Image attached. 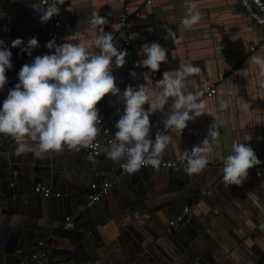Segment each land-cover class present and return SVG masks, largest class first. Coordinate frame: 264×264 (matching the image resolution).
I'll return each mask as SVG.
<instances>
[{"label": "crops", "instance_id": "1", "mask_svg": "<svg viewBox=\"0 0 264 264\" xmlns=\"http://www.w3.org/2000/svg\"><path fill=\"white\" fill-rule=\"evenodd\" d=\"M73 2L83 5L86 0H73ZM88 2L93 7L92 13L107 17L108 23L103 26L104 30L111 32L114 43H118L120 48H126L129 54L123 35L124 30L118 22L120 1L88 0ZM35 3L38 1L0 0V39L4 40L11 50L13 65L12 68L6 69L7 83L3 90H0V107L8 91L19 82L18 73L21 67L26 63L31 64L36 56L46 53V23L41 22L40 13L31 7ZM138 6V3L137 5L134 3L133 8ZM190 7L193 11H199L201 18L198 23L186 28L182 21L188 16ZM89 10L85 11L84 17L77 21L66 19V14L63 11L59 12L62 21V43L66 41L74 44L94 43L95 37L86 30L92 16V13L88 15ZM148 10H155L158 13L160 25L167 20L170 25L166 29L156 27L152 29L148 19L136 16L132 20V17H129L128 25L130 22L132 26H129L137 37L136 48H139V58H145L143 49L153 41L164 46L168 56L158 71L140 67L142 71L140 74L134 76L133 72L129 73L131 78L128 76L127 83L119 84L124 85L120 88L121 95L125 87L131 85L129 79H132V83H135L133 87L144 85L149 98L152 97L159 92L158 89H162L159 88L158 83L154 85L150 81L149 75H153L155 82H158L162 78V73L167 72L172 75L181 64L190 63L200 68L198 74L190 75L186 79L189 91H198L200 82H203L207 74L210 75V79L205 81L206 83L203 82L204 84L217 82L221 76H225L223 86L219 88V84L223 81H218L219 89L211 99L205 94L206 85L201 86L204 95L200 99L203 101L205 98L204 111L207 114L201 115L199 120L189 122L181 136L178 133L173 136L171 144L164 152V159L182 158V144L188 146L189 140L194 139L193 135L199 141L203 140L208 134L209 126L217 119L218 141H211L213 151L217 155L232 154L233 142H241L250 146L252 144L259 151L256 155L262 163L248 170V177L241 186L230 187L224 186L223 176L220 178L214 170L208 168L203 171L202 176L195 178L186 175L184 171L173 176H168L163 171L164 176L161 174L155 176L146 172L147 170H140L133 178L141 179L134 182H141L140 192L133 194L134 192L130 191L127 185L113 189L112 196L106 200V204L102 202L105 212L89 215L90 219L95 221L91 231L74 229L66 232L65 236L53 234L45 241L48 243V250L46 254L43 252V258L34 259L32 255V257L20 256V258L15 255L17 263L24 260L22 262L24 264L29 258H33L31 264H161V260L171 258V264H249V261H253V264H263L264 75L261 74V66L254 63L253 58L259 57L264 60V35L243 13L235 0H159L158 7L150 6ZM223 27H229L231 34L228 37L240 33L250 38L249 55L233 53V56H230L228 53L230 49L221 50L216 42L219 36L214 35H221ZM169 30L174 38L163 39L162 37ZM32 37L38 39L39 47L33 48L29 56L21 49ZM17 38L22 39L24 43L20 47H12V41ZM230 40L234 41V39ZM241 45L244 49V43ZM141 47L143 49L140 50ZM204 51L212 56L216 55L217 51L223 53L224 56L219 58L224 62H226L224 59L228 60L224 64L227 70L215 64L218 54L210 59L193 55L195 52L202 54ZM132 57L133 61L137 60L135 54L128 55L126 57L128 64ZM184 58L186 59L183 60ZM126 69L130 70L132 67L126 65ZM113 74L116 77L117 72L114 70ZM172 100L173 98L168 99L162 109L171 108ZM119 101V97L108 94L97 104L100 117L110 128H112L111 123L117 119ZM225 102L228 103V107L222 108ZM146 105L149 106L145 103L143 107ZM159 128L154 129L156 131H152L151 136H154ZM3 136L5 135L0 134V154L6 159L7 165L15 164L29 171L34 164L49 166L54 161L55 166L64 167H60L59 179L56 183H52L55 184L53 187L50 183L39 182L48 186L54 193L60 192L61 197L37 195L39 197L32 198L28 195L31 191L25 186L19 193L20 199L10 201L8 205V198L3 196V190L0 189V230L4 229L3 233L0 232V237L6 238L15 233L22 234L24 230L30 229L38 232L34 227L40 223L47 226L48 221L55 225L60 220V224L63 225L66 216L72 217V225L65 227H77L73 218L79 214L78 211H74L79 206V195L81 193L84 195L83 191L89 190L96 178L102 179L105 175V182L113 181L114 171L120 166L112 162L104 151H101L98 158L88 156L92 161L85 166L84 163H80L76 154L73 159L66 156L68 151L66 146L59 153L50 152L37 157L36 145L33 142L26 138L17 141L12 137L5 139ZM19 143L25 144L27 151L17 156L14 149ZM71 151L69 150L68 154ZM69 160L73 162L71 165ZM107 168L108 172L104 171ZM0 170L7 171V166L0 164ZM122 170L121 168L120 171ZM21 173L24 175L22 170ZM146 183L147 186H144ZM126 189L131 194L126 192ZM121 191L124 193L121 194ZM85 198L86 209L100 206L97 202L92 206L87 205L88 195L87 197L85 195ZM49 201L54 205L50 207L56 210L54 215L46 210ZM186 204L190 214L185 215L186 221L177 228L172 242L166 238V235L163 236L169 229L164 221H168V216L173 218L176 213H182ZM49 216L53 217L50 219ZM83 223L87 221L84 219ZM26 224H31L32 228L26 229L24 227ZM19 243L20 241L17 244ZM105 259L107 262L104 261Z\"/></svg>", "mask_w": 264, "mask_h": 264}, {"label": "clouds", "instance_id": "2", "mask_svg": "<svg viewBox=\"0 0 264 264\" xmlns=\"http://www.w3.org/2000/svg\"><path fill=\"white\" fill-rule=\"evenodd\" d=\"M64 3L65 0H39L31 7L40 13L41 22H47L59 14ZM200 18L199 11L190 7L182 22L190 28ZM107 23V17L92 13L86 30L95 37L94 43L66 41L57 44L53 38L46 47L54 51L38 55L31 64L21 67L19 82L8 91L0 107V134L17 141L26 138L33 142L37 157L50 152L59 153L65 146L78 152L93 145L100 132L98 125L102 123L97 104L111 94L123 100L124 109L115 124L114 141L102 151L129 175H134L144 166L159 170L173 136L176 133L181 136L189 120L207 114L200 99L203 92L189 91L186 84L187 77L198 74L200 68L190 63L181 64L172 75L162 73L157 82L162 90L151 99L142 84L137 87L127 85L121 95L113 73L126 65L128 50L114 43L112 33L104 30ZM170 32L162 38L173 39ZM23 43L17 38L12 41V47H20ZM36 47H39L38 39L32 37L21 51L31 56V50ZM143 54L145 58L139 66L158 71L167 58V49L153 41L143 49ZM11 57V50L0 39V90L7 83L6 69L13 66ZM253 62L261 66V74L264 75V60L256 57ZM169 97L173 98V103L170 114L163 120L164 130H158L153 139L150 115L162 109ZM145 103L149 104L147 110L143 107ZM226 107L227 102L222 104V108ZM218 137V124L214 120L201 143L182 152V158L187 162L183 168L185 173L194 176L205 169L209 162L208 154L213 150L211 141H218ZM26 151L27 146L23 143L14 149L17 156ZM260 163L250 145L233 142L232 154L223 160L224 186H241L248 177V170Z\"/></svg>", "mask_w": 264, "mask_h": 264}, {"label": "water", "instance_id": "3", "mask_svg": "<svg viewBox=\"0 0 264 264\" xmlns=\"http://www.w3.org/2000/svg\"><path fill=\"white\" fill-rule=\"evenodd\" d=\"M37 1L39 3V0H37ZM119 1H120V3H119L120 11H118V14H119L118 22H120V18L122 16V14L124 13L125 4H128L131 7L130 14H131L132 20H134V18H136V16H138L139 18H146L150 21L152 29L153 28L155 29V27L157 29H164V28L166 29L170 25L169 20H167L166 23H163L160 25L158 23V21H159L158 13L155 10H148L150 6L153 8L158 7V1L159 0H151L150 2L148 0H127L126 2L124 0H119ZM72 2H73V0H65V3L60 6L61 13L63 11L67 16L66 19L70 18V20H72V21H77L80 18L84 17V15H85L84 12L89 10V9H91V10H89L87 12L88 15H90L92 13L93 7L88 2V0H86V3H82L83 5L79 4L78 2H75V4H73L74 2L73 3ZM235 2H237V4L240 6L243 13L251 21H253L251 19V17L245 12L244 8L239 4V2L237 0H235ZM134 3L136 5H137V3L139 4V6L136 7L135 9L133 8ZM130 24L131 23L129 22V25ZM255 25L260 30V32H262V34L264 35V32L261 29V27L259 25H257L256 23H255ZM130 26H132V25H130ZM130 26L129 27L126 26L123 28V30H124L123 35H124V38L126 39L125 42H127L129 40L128 36L132 35V38L130 40L131 41L130 44H126V45L128 46L127 48L129 49L128 55L131 56L132 54H135V57L137 58V60L133 61V57H132L129 61V64L126 63V65L131 66L132 69L127 70L126 65H125L124 67L127 70L125 73H124L125 69H123V67L118 68V70L115 69V71L117 72L116 83H117V86L119 88L124 87V85L121 86L119 84L127 83L128 76H130V78H131V75L129 73L133 72V75L136 76L142 72L139 65L141 64V62L143 61L144 58H142V59L139 58V53H138L139 48H136L137 37H136L135 32L132 30V28ZM221 32H222L221 35H218V34L214 35L215 37L219 36L218 38H216V42L222 48L221 50L230 49L231 51L228 52L230 54V56H233V53L236 55L240 54L243 56H247L250 54L251 43H250V38L247 35L243 36L240 33H235L232 37H228L231 34V32L229 31V27H223ZM45 39H46V37H45ZM230 39H234V41L230 40ZM63 40H65V39L63 38ZM241 43H244V49H243V46L241 45ZM141 49H143V47H141L140 50ZM235 49H238V50H235ZM238 51H240V52H238ZM217 54H218V57L216 59L215 64L220 65L223 67V69L227 70V68L224 66V64L226 62H228V60L224 59L226 61V62H224L223 59L219 58L220 56H224L223 53H219V51H217L216 55ZM193 55H198L200 58H205V59H210L211 57L216 56V55H214V56L209 55L205 51L202 54H200L199 52H195V53H193ZM172 56L175 57V55H173V54H172ZM189 56L192 57V54L189 53ZM185 59L186 58H184L183 60H185ZM199 63L201 64L202 62H199ZM224 73L226 75V71ZM149 78H150V81L154 85H156L157 82H155L154 76L149 75ZM208 79H210L209 74L204 76L203 82L207 81ZM224 79H225V76H224ZM203 82H200L198 92L203 91L201 86L206 85ZM224 82H225V80L219 84V88L223 86ZM129 84H131L132 86L135 85V83H132V79H129ZM159 88H161L160 85H159ZM158 91L161 92L160 89H158ZM159 92L157 94H159ZM203 95H204V93H203ZM150 98H152V97H150ZM168 99L171 100L172 98L169 97ZM209 99H211V98H209ZM203 101L205 102V98H203ZM172 102H173V100H172ZM118 103L119 104H118V111H117L118 112L117 113V119L111 123L112 124L111 129H112L113 134L116 131V128H115L116 121H118V119L120 118V115L123 114V109H124L123 100L120 99V101ZM144 108H145V110H147L149 108V106L146 105ZM156 111L157 112L152 117H150L151 133H152V131L155 132L156 130H154V129H157L158 127H160L158 130H160V129H162V131L164 130L163 120L165 118V115L170 114L171 108L159 109ZM195 119L199 120L200 116L195 117L193 120H189L187 122V126H188L189 122H193ZM215 121L217 122V119H215ZM184 130H186V129H184ZM193 136H194V139L189 140L188 146H184V144H182L181 151L186 150V148H187V150H190L193 147V145H198L201 143L202 140L199 141V139H197V137H195V135H193ZM9 137L10 136H6V135L3 136V138H5V139H8ZM251 146H252V144H251ZM68 151L66 153V156L69 157V159H73V157H75L74 155L76 154V157L79 156V160L81 161L80 163H82V164L84 163L85 166L89 165V162L92 161V159H90L88 157L89 156L88 148L81 149L78 152L77 151H71L70 154H68ZM258 153H259V151H257L255 154H258ZM98 156H100V155H97V156L91 157V158H98ZM226 156H228L227 153L224 156H219L212 150V152L208 154V161L209 162L206 165L205 169L208 168V169L214 170L216 172V174H218L221 178L223 176V171H222L223 160ZM18 162H20V160H18ZM72 163L73 162L70 161L69 165H71ZM0 164L7 166V171H8L7 172V171L0 170V189L3 190L2 191L3 196H7V198H8L7 204L8 205H9L10 201L20 199L19 193L23 190V188L25 186H27L29 188L28 191H31L30 193H32V195L30 193L28 195L31 196L32 198H34V197L36 198L37 195H39L41 197L44 196L42 193H38L35 191L36 185L40 181H42L43 183L45 182V183H50V184L56 183L57 179H59L60 167H64L63 165H60L59 167L55 166L54 165L55 162L52 161L49 166H47V165L39 166L37 164H34L33 166H31L29 171H26L23 168H19L15 164L14 165H12V164L7 165L6 159L1 154H0ZM69 165H68V167L70 168ZM183 168H179V169L169 168V169L155 170L152 167L147 166V167H142L141 170H147L146 172H149L155 176L157 174L163 175L164 174L163 171L168 176H173V175H176L177 173L181 174V172L183 171ZM21 170H22V172H24V175H26V176H24L21 173ZM120 170H121V166H118V168L115 169L114 174H113V176L115 175V177L113 178V181H110V182L106 181L105 182V175H104V178H102V179H101V177L96 178L95 182L98 184L99 187L101 185H103L104 183H110L108 192L102 194L101 199L99 200V202H97V204L98 203L100 204L99 207L97 205L93 206L92 209H86L84 207L85 195L87 197V195L90 193L91 189L83 191L84 195H82V193L79 195V201H78L79 206H78V209L76 208L74 210V211H78L79 214L73 218V222L75 224H77V227H75V228L74 227H67L66 228L65 226L60 224V220H59V223L55 224V225L51 221H48L47 226L41 225V223H40V225H36L34 227V229H37L38 232H34L33 229H30V230H24L23 231L24 233H22V234L15 233V234L10 235L9 237H6V238L4 236H1L0 237V264H20V263L22 264V262L24 260L22 262L17 263L15 261V255L19 256V257L20 256L32 257L31 255H33L32 253L35 251H36L35 252L36 256L35 257L33 256L34 259L38 258V257L43 258V252H45V254H46L47 250H48V248H47L48 243L45 241H47V238L53 234L64 235L66 232L72 231L74 229L75 230L76 229H84V230H90L91 231L92 225L95 223V221L91 220L89 215H91V214H97L98 215V213L100 211L105 212L104 207L102 206V202H104L106 204V202H107L106 200L110 199L112 196L113 189L116 190V188H119L123 185H127L129 187L130 191L134 192L133 194L136 195L140 192V188H141L140 183L141 182L140 183H134V182H137L141 179L134 180L133 179L134 175H129L124 170H122V171H120ZM104 171L108 172V168ZM203 171L201 173H199L198 175H194L192 177L195 178V177L202 176ZM21 175H23V177ZM186 175H188V174L186 173ZM50 181H54V182H50ZM129 183H132V184L129 185ZM53 185H55V184H52L51 187H53ZM144 186H147V183ZM125 191L128 192L127 189ZM34 192H36V194H34ZM123 193H124V191H121V194H123ZM129 194H131V193H129ZM39 196H37V197H39ZM85 199H87V198H85ZM48 203H47V207H46L47 212H49L51 215L56 214V210L54 208L50 207V205H52L51 201H49ZM52 206H54V205H52ZM186 206H187V204L183 206L182 213H180V214L176 213L173 218H170V216H168V221L167 220L164 221L166 223V225L169 227V229H168V231H166L165 234H163V236L166 235V238L172 242H174V237L176 235L177 228L180 225L184 224V222L186 221L185 215L190 214V212H189L190 210L185 211ZM173 215H174V213H173ZM49 217L51 219L53 216H49ZM84 219L87 221V223H83ZM171 220H174L175 223L171 224L170 223ZM35 221H36V219H35ZM32 223H36V222H32ZM24 227L26 229L32 228V225L26 224V225H24ZM41 231L44 234L40 233ZM0 232L3 233L4 229L2 228L0 230ZM19 241H20V243L17 244ZM33 258L32 259L29 258L27 260L28 262L26 261V262H24V264H31V262L33 261ZM104 261L107 262V259H105ZM171 261H172L171 258L164 259V260H161V264H171L170 263ZM248 263L253 264L254 262L249 261Z\"/></svg>", "mask_w": 264, "mask_h": 264}, {"label": "built area", "instance_id": "4", "mask_svg": "<svg viewBox=\"0 0 264 264\" xmlns=\"http://www.w3.org/2000/svg\"><path fill=\"white\" fill-rule=\"evenodd\" d=\"M125 2L127 0H124ZM149 2L151 0H148ZM239 4L244 8L245 12L251 17V19L261 27V29L264 32V0H247V6H245V0H237ZM130 5L125 4L124 6V13L122 14L120 18V26L122 28L126 27L128 25L129 17H131L130 14ZM46 23V31H45V36H46V44L48 41L52 40L55 38V41L57 44L62 43L61 40V28H62V21L59 18V14L54 16L52 19L48 20ZM132 38V35H129V40L126 42V44H130V40ZM54 50H50L46 47V53H50ZM224 77H220L218 81H223ZM218 81L217 82H211L206 84L205 86V94L207 97L211 98L214 95H216L218 91ZM191 114V113H190ZM100 128V132L97 135L96 139L93 142V145L88 148V154L89 156L95 157L97 155H100L102 151V147H108L110 146L111 142L114 141V134L112 132V129L110 126L104 121L102 118V123L98 125ZM154 136H151V138L154 139ZM254 149V152H257V149L254 146H251ZM186 161L183 160V158L179 159H163L161 162V165L159 169H169V168H174V169H179L183 168L186 166ZM147 167V166H144ZM110 183H104L100 187L96 182L91 183L90 185V193L88 194V203L87 205L92 206L96 202H98L101 199L102 194L108 192ZM35 191L38 193H42L45 197H51V196H56V197H61L60 192L53 193L52 190L42 184L38 183L35 187ZM189 207H185V211H188ZM65 221V222H64ZM63 221V226H71L72 225V217L71 216H66L65 220ZM171 224L175 223L174 220L170 221ZM32 256H36L34 253ZM264 264V262H263Z\"/></svg>", "mask_w": 264, "mask_h": 264}]
</instances>
